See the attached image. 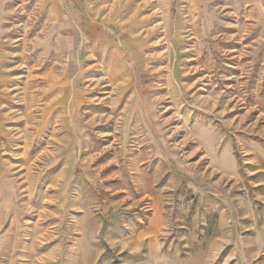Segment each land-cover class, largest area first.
Masks as SVG:
<instances>
[{
    "label": "rangeland",
    "instance_id": "374dc122",
    "mask_svg": "<svg viewBox=\"0 0 264 264\" xmlns=\"http://www.w3.org/2000/svg\"><path fill=\"white\" fill-rule=\"evenodd\" d=\"M0 264H264V0H0Z\"/></svg>",
    "mask_w": 264,
    "mask_h": 264
}]
</instances>
